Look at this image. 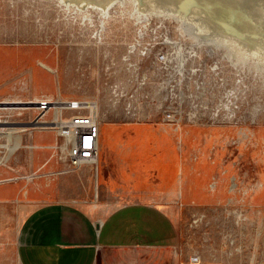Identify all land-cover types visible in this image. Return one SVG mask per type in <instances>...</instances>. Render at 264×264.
<instances>
[{"label":"rangeland","instance_id":"obj_1","mask_svg":"<svg viewBox=\"0 0 264 264\" xmlns=\"http://www.w3.org/2000/svg\"><path fill=\"white\" fill-rule=\"evenodd\" d=\"M98 14L96 8L75 9L59 0H0V102H36L42 97L56 102L55 110L43 117L46 123L36 124L50 125L49 130L24 132L4 147L9 161L0 167V178L18 176L20 188L29 184L40 191L53 186L60 175L81 173L84 200L100 207L107 197L102 189L98 194L97 185L94 189L99 160L95 167L66 173L78 138L65 133L67 120L61 119L66 100L92 101L99 95L102 110L107 111H102L103 123L149 122L161 128L160 168L168 198L175 192L179 143H193L189 162L182 165L184 193L174 199L180 209L184 252L202 259L195 258L196 264H264V84L259 74L238 72L228 62L217 69L215 55L204 51L196 55L187 51L184 67L177 71L166 39L167 28L174 37L179 34L174 22L138 25L132 19L125 31L118 22L114 35L100 39ZM134 43L137 47L130 49ZM125 54L127 63L122 60ZM126 67L127 109L140 110L130 119L115 116L105 96L114 79L111 73L123 76ZM168 111L177 118L182 113L196 117L172 125L163 120ZM5 112L10 121L18 122L15 125H31L38 110ZM66 114L64 118L72 115ZM147 138L145 129H138L135 139ZM233 176L239 183L235 196L229 192ZM245 188H254L253 194ZM26 195L20 194V202ZM16 205L0 204V221L12 219ZM1 257H6L4 264H15L11 246L0 242Z\"/></svg>","mask_w":264,"mask_h":264},{"label":"crops","instance_id":"obj_2","mask_svg":"<svg viewBox=\"0 0 264 264\" xmlns=\"http://www.w3.org/2000/svg\"><path fill=\"white\" fill-rule=\"evenodd\" d=\"M138 129L149 137L144 142L135 139ZM161 133L149 122L101 125L94 189L97 185L107 198L100 207L84 200L81 173L60 175L40 191L29 184L20 188L18 181L0 184V204L18 203L12 219L0 221V242L11 246L10 259L15 264H196L200 257L182 249L174 201L184 192L182 165L189 162L193 143H179L175 192L168 198ZM22 192L27 195L20 202Z\"/></svg>","mask_w":264,"mask_h":264},{"label":"bare ground","instance_id":"obj_3","mask_svg":"<svg viewBox=\"0 0 264 264\" xmlns=\"http://www.w3.org/2000/svg\"><path fill=\"white\" fill-rule=\"evenodd\" d=\"M59 2L81 10L96 8L99 11L98 16L100 15V39L112 33L114 25L118 22L121 24L120 29L123 30L130 25L132 19L137 21L138 25L149 23L151 20H158L162 24L165 21L174 22L179 34L174 37L167 28L166 39L174 50L172 55L177 63V71L184 67L187 51L195 53L194 55L204 51L215 55L217 69H221L224 63L228 62L238 72L258 73L264 84V0H59ZM131 45L130 49L137 47V43ZM32 103L36 102L7 99L0 102V110L4 112V109L10 111L37 109L38 107ZM8 122L10 124L3 141L5 143L3 147L7 148L24 132L31 133L38 128L47 130L51 128L50 125H15L16 122ZM242 132L249 135L243 130ZM181 183L185 181L182 180ZM216 183L217 181L211 185L213 190H216ZM253 189L245 188V191L253 194ZM229 192L234 196L239 192V183L235 176L231 179Z\"/></svg>","mask_w":264,"mask_h":264},{"label":"built area","instance_id":"obj_4","mask_svg":"<svg viewBox=\"0 0 264 264\" xmlns=\"http://www.w3.org/2000/svg\"><path fill=\"white\" fill-rule=\"evenodd\" d=\"M122 60L127 63V54L122 56ZM114 79L110 80L107 84L106 97H108L110 104L113 106L114 115L122 116L127 118H136L140 110L133 109L129 107L127 109V67L124 68L123 76L118 75L117 72H112ZM119 74V72H118ZM147 78L146 76L143 77ZM36 106L38 107L37 115L31 119L30 123L33 125L42 122L43 117L51 111L55 110V101L48 97H42L36 101ZM65 108L61 112V119L67 120L63 123L64 131L66 134L74 135L78 138V145L74 148L73 153L70 156V167L66 169V173L76 172L80 170L85 165L94 166L98 165L99 160V138H100V128L104 121L101 107V98L98 95L94 97L92 101H87L85 99H71L65 101ZM92 104V106L90 105ZM89 105V106H88ZM2 110V109H1ZM10 109H4V111H9ZM67 112H71L72 115L68 118H64ZM9 112H2L0 114V167L6 166L9 159L5 158V151L3 147V141L5 140V133L9 126L10 119L7 116ZM150 117V114H148ZM147 115V116H148ZM186 115V116H184ZM163 120L172 122V125L179 124L182 120L186 119L189 121L194 120L196 115L193 114H181L179 118L175 114L168 111ZM55 118V117H54ZM14 122V121H13ZM16 122L15 124H17ZM75 125H81L79 129L75 128ZM178 129V128H177ZM88 161V162H86ZM63 171V170H62ZM60 171L59 173H62ZM45 176L37 175L35 177ZM19 179L18 176H11L0 178V184L14 182Z\"/></svg>","mask_w":264,"mask_h":264}]
</instances>
